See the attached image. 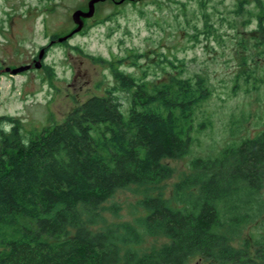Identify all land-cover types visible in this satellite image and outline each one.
<instances>
[{
    "label": "trees",
    "instance_id": "obj_1",
    "mask_svg": "<svg viewBox=\"0 0 264 264\" xmlns=\"http://www.w3.org/2000/svg\"><path fill=\"white\" fill-rule=\"evenodd\" d=\"M115 75L104 94L28 139L20 118L0 116V264H184L196 254L264 264V130L221 156L195 158L173 197L140 200L148 213L138 223L92 227L94 210L119 187L173 174L166 158L189 151L197 109L212 92L201 73L151 85L123 68ZM261 217L255 241L236 245L242 227ZM144 233L168 240L143 249Z\"/></svg>",
    "mask_w": 264,
    "mask_h": 264
},
{
    "label": "rangeland",
    "instance_id": "obj_2",
    "mask_svg": "<svg viewBox=\"0 0 264 264\" xmlns=\"http://www.w3.org/2000/svg\"><path fill=\"white\" fill-rule=\"evenodd\" d=\"M88 1L0 0V60L8 58L7 44L29 54L47 40V34L58 37L70 32L77 26L74 10L87 9ZM259 14L264 27V0L99 1L83 28L47 57L55 75L43 67L0 75V116L20 118L28 139L63 120L89 96L104 94L117 84V67L145 78L149 85L166 81L170 73L204 75L212 92L197 109L189 151L166 158L173 174L160 182L119 187L92 213L94 229L124 221L138 223L148 213L140 200L160 191L173 197L175 183L192 171L195 158L221 156L226 146H237L264 130V44L259 43L264 37ZM119 94L127 103V92ZM203 121L206 126L201 127ZM262 222L261 217L244 225L235 244L245 239L254 242ZM167 240L162 233H144L139 245L150 249ZM184 264L216 262L196 254Z\"/></svg>",
    "mask_w": 264,
    "mask_h": 264
},
{
    "label": "flooded vegetation",
    "instance_id": "obj_3",
    "mask_svg": "<svg viewBox=\"0 0 264 264\" xmlns=\"http://www.w3.org/2000/svg\"><path fill=\"white\" fill-rule=\"evenodd\" d=\"M114 1L117 2L118 0H114ZM245 1L247 3V0ZM47 8H50V7L47 6ZM39 10L40 9H38L37 11ZM243 10H245V7L243 8ZM262 16L263 14H259L257 19H258V22L260 23L259 25L261 28L262 36L264 37V27L262 26V23H261L263 21ZM2 22L3 21L0 20V23ZM46 37H47V40L43 44L38 45L35 49H32V51H30L29 54H26L25 50H23V48L20 46H13L12 48H10L9 44H7L6 50L8 51L7 53L8 58H2L0 60V72H1L0 75H3L4 72H8V74L10 75L22 74L26 72H32L41 67L47 69L49 72L54 73L55 75L56 73L54 70L55 67L47 62V57L52 52V49L56 47V45H60L63 42H66V43L69 42L70 37L63 41H59L58 40L59 36L58 37L53 36V33L47 34ZM261 40H262V37H261ZM41 51H43L42 58H40ZM38 63H40V65H38ZM21 66H26V69L18 73H14L12 71L14 68L21 67ZM0 94H1V89H0ZM7 127L9 128L10 125Z\"/></svg>",
    "mask_w": 264,
    "mask_h": 264
},
{
    "label": "water",
    "instance_id": "obj_4",
    "mask_svg": "<svg viewBox=\"0 0 264 264\" xmlns=\"http://www.w3.org/2000/svg\"><path fill=\"white\" fill-rule=\"evenodd\" d=\"M99 1H101V0H89L87 9L77 8L76 10H74L72 17H73L74 22L77 24V26L74 27L67 34L59 36L58 40L59 41L66 40L69 37H71L72 35H74L75 33L79 32L84 26V19L89 18V17L94 15L95 10H96V3ZM42 57H43V51H41V53H40V58H42ZM38 65H40V63H38ZM24 69H26V66L14 68L12 71L14 73H18Z\"/></svg>",
    "mask_w": 264,
    "mask_h": 264
}]
</instances>
